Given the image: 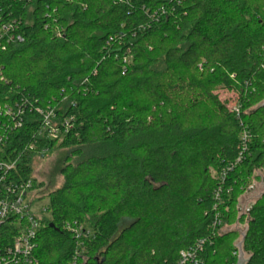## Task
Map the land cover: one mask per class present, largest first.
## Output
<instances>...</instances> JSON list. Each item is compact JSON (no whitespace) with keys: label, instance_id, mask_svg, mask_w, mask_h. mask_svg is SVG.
Returning <instances> with one entry per match:
<instances>
[{"label":"trees","instance_id":"16d2710c","mask_svg":"<svg viewBox=\"0 0 264 264\" xmlns=\"http://www.w3.org/2000/svg\"><path fill=\"white\" fill-rule=\"evenodd\" d=\"M0 30V105L25 113L6 146L19 178L41 187L44 149L79 158L49 194L39 264L77 250L81 264H176L200 239V264H237L243 235L247 264H264V194L240 205L264 184V0H0ZM49 109L71 120L62 143L39 137ZM73 223L93 233L80 249ZM15 235L3 224L0 248Z\"/></svg>","mask_w":264,"mask_h":264},{"label":"built area","instance_id":"2783aa9c","mask_svg":"<svg viewBox=\"0 0 264 264\" xmlns=\"http://www.w3.org/2000/svg\"><path fill=\"white\" fill-rule=\"evenodd\" d=\"M230 108L239 116V106L234 104ZM24 114V108L19 105H0V227L8 223L17 229V235L11 244L0 248V264H39L36 251L40 232L45 226L44 221L47 220L34 208L33 194L36 190H34L33 181L19 178L17 161L11 158L12 153H6L8 141L13 133L22 127L21 118ZM40 114L42 125L39 137L62 143L73 127L71 120H59L53 109L40 111ZM243 140L246 143V133ZM29 148L34 149L35 143ZM46 152L48 150L44 149L42 154ZM241 160L242 157L238 159V162ZM216 197H219V193ZM214 226H221L218 217ZM66 228L75 236L79 249L84 239H90L93 236L92 231L85 224H67ZM224 230L228 228H222L221 231L224 232ZM205 244V239L196 241L180 253V259L176 264H200L199 255L204 250ZM233 255L239 257V249ZM81 261V252L77 250L69 264H81Z\"/></svg>","mask_w":264,"mask_h":264},{"label":"rangeland","instance_id":"374dc122","mask_svg":"<svg viewBox=\"0 0 264 264\" xmlns=\"http://www.w3.org/2000/svg\"><path fill=\"white\" fill-rule=\"evenodd\" d=\"M215 94H217L223 101H227L230 107L235 104L236 96L234 93L225 89H218ZM89 151L85 152V157H89L90 154H102L100 153V150H93L95 153ZM70 153L71 150L69 149H55L42 154V157L37 156L33 162V175L38 183L41 184V187L33 194L34 208L47 220L51 218V215L47 210L50 201L49 194L60 189L64 184V177L61 174V170L66 165L68 166V163H76L79 159L76 157H70V159H67L66 157L69 156ZM213 175L215 176L214 173ZM256 175L259 176L261 173L258 171ZM252 184L253 186L240 201L243 210H247L250 205L253 204L262 193H264V184L262 181L255 180Z\"/></svg>","mask_w":264,"mask_h":264},{"label":"water","instance_id":"95a60500","mask_svg":"<svg viewBox=\"0 0 264 264\" xmlns=\"http://www.w3.org/2000/svg\"><path fill=\"white\" fill-rule=\"evenodd\" d=\"M262 194H264V193H262ZM252 205L253 204H251L250 209H251ZM250 209H248V213L250 212ZM51 227H53V225H51ZM244 238H245V235H243V239L238 244L239 257H238L237 264H247V262H248L247 254L244 253L243 247H242Z\"/></svg>","mask_w":264,"mask_h":264},{"label":"crops","instance_id":"0c3cea01","mask_svg":"<svg viewBox=\"0 0 264 264\" xmlns=\"http://www.w3.org/2000/svg\"><path fill=\"white\" fill-rule=\"evenodd\" d=\"M251 206V205H250Z\"/></svg>","mask_w":264,"mask_h":264}]
</instances>
